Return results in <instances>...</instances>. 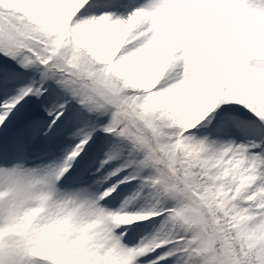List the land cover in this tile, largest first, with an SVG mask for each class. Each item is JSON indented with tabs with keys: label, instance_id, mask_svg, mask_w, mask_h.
I'll use <instances>...</instances> for the list:
<instances>
[{
	"label": "snow or ice",
	"instance_id": "6c2138e0",
	"mask_svg": "<svg viewBox=\"0 0 264 264\" xmlns=\"http://www.w3.org/2000/svg\"><path fill=\"white\" fill-rule=\"evenodd\" d=\"M0 264H264V0H0Z\"/></svg>",
	"mask_w": 264,
	"mask_h": 264
}]
</instances>
